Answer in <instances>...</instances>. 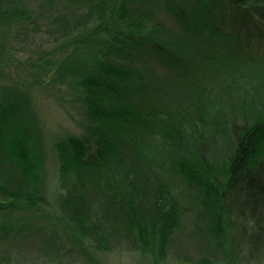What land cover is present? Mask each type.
<instances>
[{
	"label": "rangeland",
	"instance_id": "1",
	"mask_svg": "<svg viewBox=\"0 0 264 264\" xmlns=\"http://www.w3.org/2000/svg\"><path fill=\"white\" fill-rule=\"evenodd\" d=\"M125 2L129 9L124 8ZM134 7L130 0L65 4L62 14L51 18L44 28L32 26L31 33L6 46L0 29V56L5 58L0 66V84H13L19 93L24 92L31 99L36 114L43 120L40 126L47 143L45 172L40 168L30 173L24 165L0 164V202L25 195L26 191L38 193L40 189L48 194L49 201L42 206L44 212L21 207L14 215H0V264L236 263L228 248V237L225 241L222 232L214 229L215 218L208 216L216 211V205L207 201L204 184L206 181L214 187L225 184L239 142L245 135L243 130L250 132L264 126L261 123L264 69H260L264 68V62L241 65L227 42L223 52L231 60L229 68H222L220 77H205L206 85L212 88V94L208 95L211 99L200 100L201 96H196L201 87L206 88L205 84L193 88L189 82L173 86L162 100L153 103L154 118L150 120L155 124L153 133L143 132L139 135L145 136L142 139L133 138L134 145L140 144L141 154L109 170L90 174L82 169L62 170L54 149L48 144L54 145L70 135L85 134L68 113L70 100L80 98L81 93L71 78L61 84L52 77L60 63L71 57L75 37L105 22L116 11L120 13V9V19L132 27L138 24L137 28L141 29L143 23H148L143 31L135 28L143 36L159 29L153 20L141 16V10H130H135ZM113 60L115 66L123 62L122 58ZM5 61L9 64L3 66ZM134 62L143 66L137 58ZM152 68H156L159 76L169 69L161 65ZM56 89L61 91L58 95L66 97L62 98L63 106L58 101L60 96L53 98ZM219 93L222 94L216 97ZM183 94L184 100H177ZM102 101L105 111H116L121 123H130L132 105L124 107ZM140 112L137 110L141 117L143 112ZM198 119L202 125L196 123ZM135 131H126V135L133 137ZM259 138L264 143V134ZM202 202L207 204V209ZM171 205L179 209L178 215L171 218L169 213L167 218H162ZM140 215L144 218L137 221ZM24 229L25 233L35 232L50 239L53 245L61 246L56 252L49 251L40 240L38 249L16 247L14 242H19L15 238ZM153 235L157 240L160 235L166 238L165 251L161 252L160 245L156 249L150 245Z\"/></svg>",
	"mask_w": 264,
	"mask_h": 264
},
{
	"label": "trees",
	"instance_id": "2",
	"mask_svg": "<svg viewBox=\"0 0 264 264\" xmlns=\"http://www.w3.org/2000/svg\"><path fill=\"white\" fill-rule=\"evenodd\" d=\"M87 1L0 0V29L6 40L5 46L31 33L32 26L44 28L51 18L62 14L65 4L76 6ZM130 1L136 6L131 11L141 10V16L153 20L159 29L143 36L142 32L135 30L138 24L132 27L125 19H120V9V13L116 11V15L111 14L105 22L78 34L72 43L71 57L61 62L52 76L61 84L71 78L75 89L81 93L80 98L70 100L68 113L85 134L67 136L54 145L48 143L62 170L79 172L82 169L87 174L98 173L137 159L141 154L138 151L140 144L134 145L133 138L142 139L145 136L139 135L143 132L153 133L155 124L150 123L154 118L151 115L153 103L162 100L173 86L189 82L193 88L197 84L206 85L207 75L220 77L222 68H229L231 61L223 52L227 42L234 48L233 55L241 65L264 62V0ZM124 5L129 9L127 2ZM146 25L148 23H143V27ZM143 27L137 29L143 31ZM117 58H122L123 62L119 61L115 66L112 62ZM135 58L143 63L142 67L135 65ZM4 60L0 56V66ZM6 64L9 62L5 61L3 66ZM154 65L168 67V72L159 76L156 68H152ZM197 74L200 75L198 78ZM185 76L189 77L182 81ZM206 88L197 91L200 100L211 99L208 95L212 94V88L207 85ZM53 92L55 98L61 91L56 89ZM184 95L177 100L183 101ZM58 96L63 106L62 98L65 100L66 97ZM102 100L109 101L110 105H132L130 123H121L116 111H105ZM137 110L143 112V116L137 115ZM36 111L24 92L19 93L13 84H0L2 166L24 165L30 173L40 168L45 172L47 143L40 126L43 120ZM198 121L196 123L202 125V120ZM261 123L264 124V117ZM126 131H135V136H127ZM243 132L245 135L239 142L237 156L232 160L228 181L217 187L209 181L204 184L207 201L216 205V211L208 216L215 218L214 229L222 232L224 239L228 237V248L235 264H264V143L259 142L264 126L250 132L244 129ZM24 193L11 196L5 203L0 202V215H14L21 207L44 212L45 206H42L48 201V194L43 189L38 193ZM202 205L207 209V204L202 202ZM168 207L169 212L163 213L162 218H167L169 213L171 218L178 215L179 209L175 205ZM143 218L144 215L137 216V221ZM25 231L17 234L15 239L19 243L14 242L16 247L38 249L40 240L45 242L49 251L56 252L61 246L53 245L50 239L35 232ZM165 240L163 235L158 240L153 235L149 243L155 249L160 245L163 252L167 246ZM75 245L81 247L80 243ZM80 256L85 259L81 252ZM98 264L102 263L99 261Z\"/></svg>",
	"mask_w": 264,
	"mask_h": 264
}]
</instances>
